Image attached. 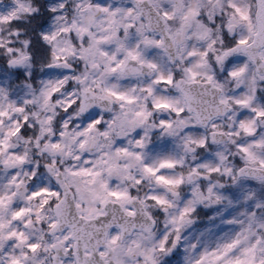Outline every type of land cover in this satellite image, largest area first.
Segmentation results:
<instances>
[{
  "label": "snow or ice",
  "instance_id": "snow-or-ice-1",
  "mask_svg": "<svg viewBox=\"0 0 264 264\" xmlns=\"http://www.w3.org/2000/svg\"><path fill=\"white\" fill-rule=\"evenodd\" d=\"M0 264H264V0H0Z\"/></svg>",
  "mask_w": 264,
  "mask_h": 264
},
{
  "label": "clouds",
  "instance_id": "clouds-1",
  "mask_svg": "<svg viewBox=\"0 0 264 264\" xmlns=\"http://www.w3.org/2000/svg\"><path fill=\"white\" fill-rule=\"evenodd\" d=\"M186 192L190 193V189H186ZM181 195L183 196L184 193H182ZM205 211H207V210H205ZM193 220H194V224L193 225H190L189 226V229L187 230L189 236L194 235L197 232L198 228L202 224L206 223V219L203 218V217H196V216H194L193 217Z\"/></svg>",
  "mask_w": 264,
  "mask_h": 264
}]
</instances>
